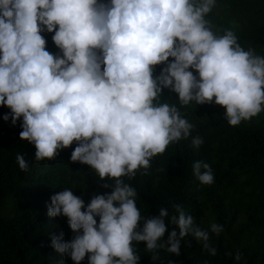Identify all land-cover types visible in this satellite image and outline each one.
<instances>
[{"label":"clouds","instance_id":"9594fccd","mask_svg":"<svg viewBox=\"0 0 264 264\" xmlns=\"http://www.w3.org/2000/svg\"><path fill=\"white\" fill-rule=\"evenodd\" d=\"M215 5L0 0V107L9 109L3 120L20 121L19 139L34 146L36 162L75 144L70 162L88 166L110 189L87 205L71 189L50 196L47 217H65L73 234L67 241L63 232L50 234L56 255L73 264L85 258L87 264H138L136 245L143 243L156 261L160 251L179 256L188 236L208 255L217 254L210 234L218 236L221 225L202 229L179 204L171 214L161 207L158 216L143 218L137 191L124 179L141 169L148 175L154 157L191 136L194 126L179 107L161 100L164 90L180 107H222L229 126L264 111V56L245 50L231 29L213 31L206 17ZM44 32L54 33L58 54L46 50ZM202 144L199 136L191 139L194 148ZM16 162L28 170L23 155ZM192 173L201 185L214 181L205 162H194Z\"/></svg>","mask_w":264,"mask_h":264},{"label":"trees","instance_id":"16d2710c","mask_svg":"<svg viewBox=\"0 0 264 264\" xmlns=\"http://www.w3.org/2000/svg\"><path fill=\"white\" fill-rule=\"evenodd\" d=\"M206 18L218 35L231 29L245 50L252 48L264 56V0H216ZM42 35L46 50L58 54L52 42L54 33ZM159 71L157 67L155 74ZM161 100L179 107L194 127L187 140L170 144L151 160L148 175H142L141 169L131 181L124 178L137 191V208L143 218H150L158 216L161 207L171 214L172 206L179 204L202 229L214 222L223 231L218 236L210 234L215 256L188 236L181 241L179 256L160 251L156 261L143 243L136 245L138 264H169L170 260L174 264H264V111L229 126L222 107L194 102L180 107L168 90ZM8 112L0 107V264H57L61 260L73 264L49 246L50 234L63 232L65 241L73 236L65 217H47L49 198L54 192L71 189L87 205L93 195L110 189L101 186L104 182L88 166L70 162L75 144L53 160L36 162L34 146L19 139L20 121L13 126L10 119L3 120ZM195 136L203 140L199 148L191 145ZM18 154L28 162L27 171L19 169ZM196 161L210 165L211 185H201L193 175ZM82 264H87L86 258Z\"/></svg>","mask_w":264,"mask_h":264}]
</instances>
